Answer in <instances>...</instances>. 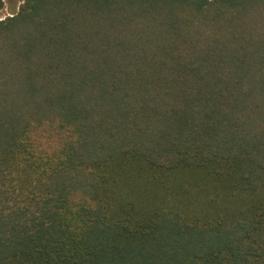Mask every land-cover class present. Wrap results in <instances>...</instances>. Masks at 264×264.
Wrapping results in <instances>:
<instances>
[{
  "label": "trees",
  "instance_id": "obj_1",
  "mask_svg": "<svg viewBox=\"0 0 264 264\" xmlns=\"http://www.w3.org/2000/svg\"><path fill=\"white\" fill-rule=\"evenodd\" d=\"M0 264H264V0L0 19Z\"/></svg>",
  "mask_w": 264,
  "mask_h": 264
},
{
  "label": "rangeland",
  "instance_id": "obj_2",
  "mask_svg": "<svg viewBox=\"0 0 264 264\" xmlns=\"http://www.w3.org/2000/svg\"><path fill=\"white\" fill-rule=\"evenodd\" d=\"M24 0H3V7L0 9V19L7 17L13 11H18Z\"/></svg>",
  "mask_w": 264,
  "mask_h": 264
}]
</instances>
